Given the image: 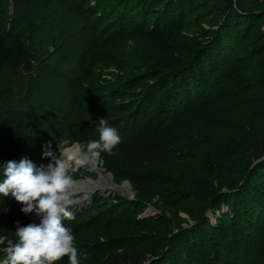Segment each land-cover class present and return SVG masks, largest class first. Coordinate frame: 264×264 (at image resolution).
Segmentation results:
<instances>
[{"label": "trees", "instance_id": "obj_1", "mask_svg": "<svg viewBox=\"0 0 264 264\" xmlns=\"http://www.w3.org/2000/svg\"><path fill=\"white\" fill-rule=\"evenodd\" d=\"M135 1L145 8L143 0ZM86 2L99 18L122 7L118 31L127 29L126 22L132 30L139 28L127 0H85L83 7ZM174 2L164 24H155L159 28L194 22L186 0ZM255 13L231 15L214 31L212 42L190 48L135 107L128 119L137 125L135 139L120 142L111 155H99L116 181L134 184L140 199L97 197L90 206L71 210L74 218L63 224L75 237L80 264H135L133 250L147 243L145 264H264V161L251 168L264 155V57L251 58L264 56V30L249 42L257 46L254 52L247 48L252 20L264 21V9ZM7 17L0 0V21ZM243 17L248 20L240 30ZM10 23V30L0 33V68L39 54L31 15L18 14ZM86 60L73 82L75 102L87 112H106L122 87L104 80L100 69L107 64L98 54ZM63 139L66 130L58 115L0 105V182L8 161L27 158L37 167L47 165L45 146L59 155L57 144ZM155 199L176 221L185 213L197 218L195 225L158 232L164 215H138L140 206ZM22 207L0 195V237L15 242L17 223H34ZM5 246L0 245V262ZM56 264H68V257Z\"/></svg>", "mask_w": 264, "mask_h": 264}, {"label": "rangeland", "instance_id": "obj_2", "mask_svg": "<svg viewBox=\"0 0 264 264\" xmlns=\"http://www.w3.org/2000/svg\"><path fill=\"white\" fill-rule=\"evenodd\" d=\"M1 1L7 9L8 17L0 21V33L5 34L10 30L11 18L28 13L35 23L32 38L37 42L39 54L34 57L27 55L16 65L0 68V105L15 110L58 115L64 122L66 139L69 141L64 145V151L79 149L82 142L99 139V133L95 130L101 118H106L108 126L118 131L121 142L134 140L137 125L129 123L128 119L140 104L143 94L166 78L163 73L176 67L181 62L178 60L193 46V50L201 49L212 42L214 31L224 25L231 15L254 16L257 15L255 11L264 9V0H186V12L192 14L194 22L189 24L183 20L181 25L159 28L155 24H164L162 20L168 14L170 0H143L141 2L146 4L145 8L135 0H127L130 3L127 10L130 15H135L134 24L137 23L139 28L132 30V25L124 22L127 29L118 31L117 27L122 21V7L115 13H107L99 18V15L88 9L90 3L86 2L83 7L85 0ZM177 1L175 0V5ZM243 18L241 20L244 25L241 24L240 30L248 20ZM254 26V30L248 29L250 35L247 48L251 53L257 46L252 47L249 42L264 30V21L253 19L250 28ZM94 53L107 64L105 70L100 69L107 84L120 86L122 88L118 90H123L115 96L106 112H87L75 102L73 82L78 79V66L82 62L87 64V56ZM261 57L264 56L255 54L251 58ZM40 59H44L46 63L41 64ZM261 62L264 63V60ZM144 74L148 77L144 78ZM97 157L99 168L111 176V183L116 186L128 183L130 191L117 190L104 184L102 190L95 188L88 194L81 190L79 193L73 192V198L80 202L70 210L90 206L97 197H108L111 200L116 197L132 203L138 202L140 198L134 184L129 180L121 183L116 181L114 173L104 166L100 156ZM69 164L73 169L71 175L75 182L83 184L102 181L97 171L77 167L72 162ZM153 202L155 204L148 202L140 206L138 215H164L156 224L158 232L167 229L175 231L181 227L189 229L197 221V218L185 213L176 221L172 214L164 212L160 205L157 206V199ZM195 205L191 204L190 207L194 208ZM147 244L133 250L135 254L130 256V261L137 259L135 264L147 263L149 255L143 256L147 253L146 248L149 249Z\"/></svg>", "mask_w": 264, "mask_h": 264}, {"label": "clouds", "instance_id": "obj_3", "mask_svg": "<svg viewBox=\"0 0 264 264\" xmlns=\"http://www.w3.org/2000/svg\"><path fill=\"white\" fill-rule=\"evenodd\" d=\"M96 132L99 139L81 144L78 156L81 160L97 157L101 153L113 154V149L121 142L118 131L108 126L106 118L99 120ZM63 139L57 144L59 155L45 146L44 157L50 158L47 165L37 167L27 158L19 162L8 161L4 167V179L0 182V195L11 196L23 205L25 214L35 212L41 217L40 223L19 226L14 242L8 237H0V245L6 257L0 264H56L68 257V264H80V253L75 247L72 230L63 221L74 218L70 208L80 201L73 198L75 181L70 172L71 165L64 158ZM86 258V257H85Z\"/></svg>", "mask_w": 264, "mask_h": 264}, {"label": "bare ground", "instance_id": "obj_4", "mask_svg": "<svg viewBox=\"0 0 264 264\" xmlns=\"http://www.w3.org/2000/svg\"><path fill=\"white\" fill-rule=\"evenodd\" d=\"M78 150L79 149H73V148L65 150L64 158L67 160L68 163L72 162L77 167H84L88 170L91 169V171L93 170L97 171L100 174L102 181L99 183L95 182V183H83V184L81 182L76 181L72 189V192H78L81 190L85 194H88L91 193V191L96 190L95 188H99L100 190H102V188H104L103 186L104 184L110 185L112 186V188L117 190L120 189L125 192L130 191V185L128 183H125L121 186H116L113 183H111L112 182L111 176L107 175L106 173H104L103 169L99 168L98 157H92L90 159L81 160V158L78 156ZM28 215L33 217V221H35V223L38 224L40 223L41 217L38 216L35 212L29 213Z\"/></svg>", "mask_w": 264, "mask_h": 264}, {"label": "water", "instance_id": "obj_5", "mask_svg": "<svg viewBox=\"0 0 264 264\" xmlns=\"http://www.w3.org/2000/svg\"><path fill=\"white\" fill-rule=\"evenodd\" d=\"M264 161V155L259 157L258 159H256L252 165H251V168H254L255 166L259 165L260 163H262ZM243 182L240 183V185L242 184Z\"/></svg>", "mask_w": 264, "mask_h": 264}]
</instances>
